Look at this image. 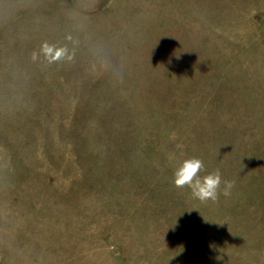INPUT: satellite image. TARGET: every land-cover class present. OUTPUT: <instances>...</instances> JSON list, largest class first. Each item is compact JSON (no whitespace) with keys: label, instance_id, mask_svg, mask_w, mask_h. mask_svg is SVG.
Masks as SVG:
<instances>
[{"label":"rangeland","instance_id":"obj_1","mask_svg":"<svg viewBox=\"0 0 264 264\" xmlns=\"http://www.w3.org/2000/svg\"><path fill=\"white\" fill-rule=\"evenodd\" d=\"M0 264H264V0H0Z\"/></svg>","mask_w":264,"mask_h":264},{"label":"clouds","instance_id":"obj_2","mask_svg":"<svg viewBox=\"0 0 264 264\" xmlns=\"http://www.w3.org/2000/svg\"><path fill=\"white\" fill-rule=\"evenodd\" d=\"M42 53L49 62H52L63 59L67 55V49L45 44L42 48ZM203 168V162L198 158L184 160L175 170L174 183L178 188L185 186L190 188L192 196L202 202L215 201L221 185V175L219 171H216L200 177L199 173ZM224 183L226 188L232 187L231 182L225 181Z\"/></svg>","mask_w":264,"mask_h":264}]
</instances>
